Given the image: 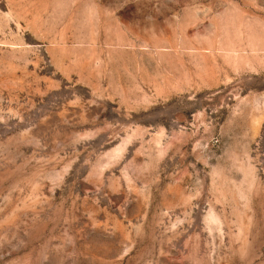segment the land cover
<instances>
[{
  "label": "rangeland",
  "instance_id": "obj_1",
  "mask_svg": "<svg viewBox=\"0 0 264 264\" xmlns=\"http://www.w3.org/2000/svg\"><path fill=\"white\" fill-rule=\"evenodd\" d=\"M0 264H264V0H0Z\"/></svg>",
  "mask_w": 264,
  "mask_h": 264
}]
</instances>
